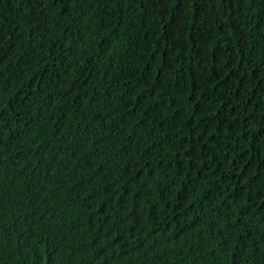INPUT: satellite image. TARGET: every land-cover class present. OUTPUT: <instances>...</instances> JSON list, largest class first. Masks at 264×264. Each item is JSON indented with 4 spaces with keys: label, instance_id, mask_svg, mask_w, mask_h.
Listing matches in <instances>:
<instances>
[{
    "label": "trees",
    "instance_id": "16d2710c",
    "mask_svg": "<svg viewBox=\"0 0 264 264\" xmlns=\"http://www.w3.org/2000/svg\"><path fill=\"white\" fill-rule=\"evenodd\" d=\"M0 264H264V0H0Z\"/></svg>",
    "mask_w": 264,
    "mask_h": 264
}]
</instances>
